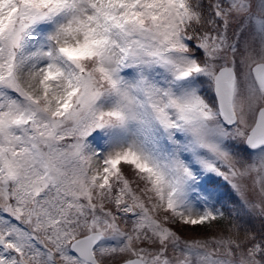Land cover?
Instances as JSON below:
<instances>
[{"label": "snow or ice", "instance_id": "snow-or-ice-1", "mask_svg": "<svg viewBox=\"0 0 264 264\" xmlns=\"http://www.w3.org/2000/svg\"><path fill=\"white\" fill-rule=\"evenodd\" d=\"M0 264H264V0H0Z\"/></svg>", "mask_w": 264, "mask_h": 264}, {"label": "rangeland", "instance_id": "rangeland-1", "mask_svg": "<svg viewBox=\"0 0 264 264\" xmlns=\"http://www.w3.org/2000/svg\"><path fill=\"white\" fill-rule=\"evenodd\" d=\"M211 186L217 187L220 195H223V194L228 193V194H230V195L233 197V198L230 197V200H234V201H236V202H237L236 204L239 203V200H238V197L236 196V194L233 193V192L231 191V189L228 188V186H227L223 181H219V180H217V181H215V183H214L213 185H211ZM227 200H228V199H227ZM228 201H229V200H228ZM191 233H192V235H202V234H197L196 230H193V229L191 230ZM183 234H184V233H182V235H183Z\"/></svg>", "mask_w": 264, "mask_h": 264}, {"label": "trees", "instance_id": "trees-1", "mask_svg": "<svg viewBox=\"0 0 264 264\" xmlns=\"http://www.w3.org/2000/svg\"><path fill=\"white\" fill-rule=\"evenodd\" d=\"M250 226L253 228V229H258L260 226L258 225H255L254 223L250 224ZM193 230H196L197 234H203L202 231L197 228V229H193Z\"/></svg>", "mask_w": 264, "mask_h": 264}]
</instances>
